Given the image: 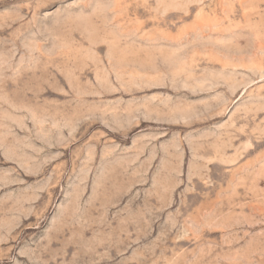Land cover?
<instances>
[{
    "label": "rangeland",
    "instance_id": "obj_1",
    "mask_svg": "<svg viewBox=\"0 0 264 264\" xmlns=\"http://www.w3.org/2000/svg\"><path fill=\"white\" fill-rule=\"evenodd\" d=\"M0 264H264V0H0Z\"/></svg>",
    "mask_w": 264,
    "mask_h": 264
}]
</instances>
